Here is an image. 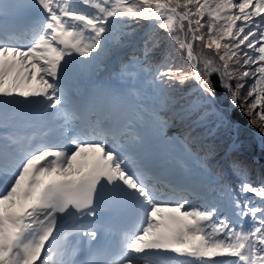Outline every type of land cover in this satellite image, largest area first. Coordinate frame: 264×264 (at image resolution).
Wrapping results in <instances>:
<instances>
[{
  "label": "snow or ice",
  "instance_id": "1",
  "mask_svg": "<svg viewBox=\"0 0 264 264\" xmlns=\"http://www.w3.org/2000/svg\"><path fill=\"white\" fill-rule=\"evenodd\" d=\"M237 112L264 0H0V264H264Z\"/></svg>",
  "mask_w": 264,
  "mask_h": 264
},
{
  "label": "trees",
  "instance_id": "2",
  "mask_svg": "<svg viewBox=\"0 0 264 264\" xmlns=\"http://www.w3.org/2000/svg\"><path fill=\"white\" fill-rule=\"evenodd\" d=\"M127 54V52L122 53V55ZM213 79L215 80V77ZM220 98L221 101L224 100L223 95H221ZM236 119H238L240 123L246 127V136L242 141V155L245 158L254 160L256 162V168L258 169L260 164H264V144H262V142H258V136L256 135L257 129L248 124L249 118L247 116L237 112Z\"/></svg>",
  "mask_w": 264,
  "mask_h": 264
},
{
  "label": "water",
  "instance_id": "3",
  "mask_svg": "<svg viewBox=\"0 0 264 264\" xmlns=\"http://www.w3.org/2000/svg\"><path fill=\"white\" fill-rule=\"evenodd\" d=\"M258 142H261L259 138H258Z\"/></svg>",
  "mask_w": 264,
  "mask_h": 264
},
{
  "label": "rangeland",
  "instance_id": "4",
  "mask_svg": "<svg viewBox=\"0 0 264 264\" xmlns=\"http://www.w3.org/2000/svg\"><path fill=\"white\" fill-rule=\"evenodd\" d=\"M261 145V144H260ZM262 146V145H261Z\"/></svg>",
  "mask_w": 264,
  "mask_h": 264
}]
</instances>
